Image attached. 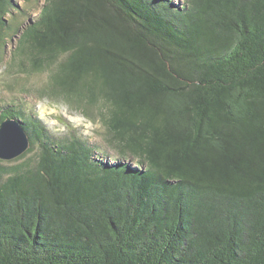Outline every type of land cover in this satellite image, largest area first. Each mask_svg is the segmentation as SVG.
Masks as SVG:
<instances>
[{
    "label": "trees",
    "instance_id": "trees-1",
    "mask_svg": "<svg viewBox=\"0 0 264 264\" xmlns=\"http://www.w3.org/2000/svg\"><path fill=\"white\" fill-rule=\"evenodd\" d=\"M17 8L0 60L19 33L11 69L49 72L106 151L6 106L31 145L0 159V264H264V0H46L23 29Z\"/></svg>",
    "mask_w": 264,
    "mask_h": 264
},
{
    "label": "rangeland",
    "instance_id": "rangeland-1",
    "mask_svg": "<svg viewBox=\"0 0 264 264\" xmlns=\"http://www.w3.org/2000/svg\"><path fill=\"white\" fill-rule=\"evenodd\" d=\"M45 1L16 0L19 9L13 18L14 27L22 25L23 29L30 19L36 20ZM179 2L182 3V0ZM18 43L19 33L8 38L2 51L5 56L0 60V115L4 114L7 105L21 104L30 113L36 112L52 133L64 136L76 132L91 145H96L98 151H106L102 143L104 128L100 122L89 120L83 112L62 99L55 100L40 94V90L49 82V72H20L17 67L11 69L14 49ZM35 151L30 155H34Z\"/></svg>",
    "mask_w": 264,
    "mask_h": 264
},
{
    "label": "water",
    "instance_id": "water-1",
    "mask_svg": "<svg viewBox=\"0 0 264 264\" xmlns=\"http://www.w3.org/2000/svg\"><path fill=\"white\" fill-rule=\"evenodd\" d=\"M30 145V135L21 118L8 116L0 123L1 160L10 161L20 157Z\"/></svg>",
    "mask_w": 264,
    "mask_h": 264
},
{
    "label": "bare ground",
    "instance_id": "bare-ground-1",
    "mask_svg": "<svg viewBox=\"0 0 264 264\" xmlns=\"http://www.w3.org/2000/svg\"><path fill=\"white\" fill-rule=\"evenodd\" d=\"M21 118V117H20ZM24 122V120H22ZM91 146H96V145H91Z\"/></svg>",
    "mask_w": 264,
    "mask_h": 264
},
{
    "label": "clouds",
    "instance_id": "clouds-1",
    "mask_svg": "<svg viewBox=\"0 0 264 264\" xmlns=\"http://www.w3.org/2000/svg\"><path fill=\"white\" fill-rule=\"evenodd\" d=\"M30 21H32V20H30ZM16 118H20V117H16Z\"/></svg>",
    "mask_w": 264,
    "mask_h": 264
}]
</instances>
